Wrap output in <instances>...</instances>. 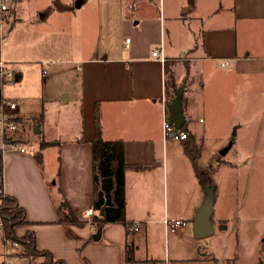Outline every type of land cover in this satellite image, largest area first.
Masks as SVG:
<instances>
[{
    "label": "crops",
    "instance_id": "1",
    "mask_svg": "<svg viewBox=\"0 0 264 264\" xmlns=\"http://www.w3.org/2000/svg\"><path fill=\"white\" fill-rule=\"evenodd\" d=\"M132 1L139 2L137 9L130 13L126 4L128 13L120 20L121 32L131 33V37H125L129 38L128 45L121 38L119 42L112 41L110 32L105 38L98 36L99 43H87L86 24L100 33L104 31L98 4L88 15L79 13L83 2L78 7L56 3L42 10L44 16L39 21L48 24L50 48L55 51L49 55L51 61L73 64L76 71V80L69 77L74 85L67 83L70 79L66 78L59 98L78 111L71 116L64 111L55 130L39 121L38 135L53 142L36 150L41 153V164L28 152L24 140L14 145L0 143L1 191L14 197L25 210L27 223L15 226V231L33 232L37 248L49 250L65 264H221L222 259H212L209 251H205L208 256H170L166 247L163 253L159 248L160 232L168 234L165 219L186 221L185 229L190 232L204 196L197 173L210 174L213 168H195L180 143L168 149L162 132L163 117L168 116L165 63L175 59L171 70L173 81L184 84L185 131L195 142L198 135L189 123L190 113L198 106L195 97L206 91L207 110L219 117L232 104L231 91L237 90V101H233V116L238 117L234 137L230 135L233 116L226 122L219 121L218 128L223 129V138L238 141L241 203L244 206L249 198L253 208L260 209L264 199V0H193L191 4L181 1L186 6L183 12L192 15L178 12V23L187 29L178 45L171 38L169 44L164 40L162 0L160 6L154 5L158 1ZM141 3L151 11L141 9ZM76 22L81 23L77 42L68 46L55 44L52 35L61 36L66 43L71 34L65 27ZM192 22L201 26L199 43L192 33ZM38 32L46 34L41 28ZM103 40L105 45L101 44ZM155 48L161 49L164 62L151 56ZM61 71L56 69L52 74L67 76ZM197 74L198 78L190 83V76ZM68 85L76 86L75 92ZM96 104L102 137L121 139L124 160L132 165L125 172V220L139 222L135 232H129L121 222L92 226L84 215L94 199L90 141L95 132ZM212 126L211 123L209 127ZM45 148H53L54 163L53 158L46 161ZM220 164L224 165L225 160ZM61 196L83 221L81 226L58 223L60 213L56 208ZM212 224L214 231L213 221ZM98 228L100 236L93 240L92 234ZM128 245L132 247L131 261H126Z\"/></svg>",
    "mask_w": 264,
    "mask_h": 264
},
{
    "label": "rangeland",
    "instance_id": "2",
    "mask_svg": "<svg viewBox=\"0 0 264 264\" xmlns=\"http://www.w3.org/2000/svg\"><path fill=\"white\" fill-rule=\"evenodd\" d=\"M76 1H8L10 7L7 11L8 16L4 21V39L1 46L2 56L7 61L9 67L15 71V74H19V78L17 80L10 79L4 83L0 82V85L2 94L7 98L16 100L18 103L21 127L10 137V141H13L14 145L24 140L28 152H32L33 154L39 149L41 140L40 136L34 132V127L38 124L37 121L45 123L49 127V130H55L57 122L64 111L69 116L74 114V111H78L76 106L70 108L69 104H64L61 101L62 98H59L61 86L67 82L66 78L70 77L76 80L75 67L70 63L51 61L50 56L55 51H52L50 48L51 36L48 33L49 27L45 22L40 23L39 15L42 13V10L56 3L74 5ZM79 1L84 4L83 10L79 13L83 12L84 15H88L93 5L98 4V10L104 21V31L102 33L95 28L89 27L90 24H86L87 32L84 37L87 43H99L97 40L98 36L105 38V34L108 32H110L111 39L114 42H119L120 38L131 37L129 30L121 32L120 20L127 15L128 12L125 5L132 0ZM157 1L150 0V2ZM181 1L186 2V0H162L161 9L162 17H164V40L166 44H169V39L171 38L174 40L175 45H178V42L182 41L184 33L187 32V29L182 28L178 23V12H183L184 7H186L181 4L183 3ZM140 8L143 10L149 9L145 3H141ZM149 10L151 11V9ZM183 13L180 14L188 17L192 15V12ZM129 15L132 17V14ZM36 23L39 25L36 26ZM191 25L192 33H194L199 43L202 39L200 34L201 26L196 24V22H192ZM70 26L65 27V31L71 34L70 39L67 36L65 43V39H61V36L52 35L55 44L68 46L77 42V31L81 27V23L76 22L74 25L71 23ZM39 28L44 30L46 34L39 33ZM50 29H55V27L51 26ZM41 37L44 38L40 41V44L38 41ZM105 43L103 40L101 44L105 45ZM39 54H42L43 58H37L36 56ZM41 59L49 60L42 61ZM174 62L175 59L167 60L170 69H172ZM56 69L62 70L60 73L66 72L68 77L63 74L53 75L52 71ZM171 72L173 75L172 70ZM198 76V74L196 76L193 75V77L190 76V83H192L193 79H197ZM73 80L70 79L67 83L74 85ZM67 87L75 92L76 86L70 87L68 85ZM235 92L237 90L231 91V106L225 108L223 113L219 114V117L215 113L214 115H210L208 112L206 91L195 97V102L198 103V106H195L189 115V123L195 127L194 129L198 135L197 144L200 147L197 166L199 170H203L205 167L213 165L210 175L213 183L218 187L216 191L217 196L215 197L214 194L211 216V220L214 223V231L207 237L198 238L195 236L193 228L190 232L186 231V221H183L174 232H168V234H165L164 230L160 232L159 248L162 253L165 247L168 249L170 256L177 255V253L178 255H188L190 257L191 255L199 254L208 256L207 252L209 251L212 259H222L221 264H264V199L259 204L260 209L258 210L257 207L253 208V203L249 198L244 202V206L241 203L238 191L237 167L240 160L238 141L234 139L233 142L231 139L223 138V129L218 128L219 121L226 122L234 115L233 111L235 108L233 101H237ZM262 96L263 93L261 92L259 97L262 99ZM233 119L235 122L230 129L231 137H234L238 125V117L235 116L234 118L233 116ZM211 123L213 124L212 128L209 127ZM233 130H235L234 133ZM166 142L168 149L177 147L178 143L184 147L185 143L171 139H167ZM229 142H232L229 150L225 154H220L219 151L227 146ZM44 152L45 156L48 157L46 161L49 162L50 158H53L54 163L53 148L46 149ZM222 160H225L224 165L220 164ZM3 194L0 191V197ZM1 206H3L2 198H0V208L3 210ZM2 212L4 213V211ZM12 232L10 237L17 242L20 253L28 257L29 263L39 264L44 260L43 256L30 254L24 248L22 239L26 231L19 234L15 231L14 227Z\"/></svg>",
    "mask_w": 264,
    "mask_h": 264
},
{
    "label": "trees",
    "instance_id": "3",
    "mask_svg": "<svg viewBox=\"0 0 264 264\" xmlns=\"http://www.w3.org/2000/svg\"><path fill=\"white\" fill-rule=\"evenodd\" d=\"M189 4L193 0H187ZM165 101L166 104L170 102L174 96V92L179 84L173 81V75L168 63H165ZM39 124V121H37ZM185 131L186 125L179 128ZM94 137L90 141L91 155H92V188L94 199L92 207L95 210L93 221L97 227H101L107 222H121L128 227L131 222L125 220V172L132 165L127 164L124 160L123 142L121 139L106 140L101 135L100 115L97 104L94 108ZM184 152L189 157L190 161L197 167V160L200 154V147L197 142L187 137L184 140ZM53 144L43 139L40 140V147L43 148ZM38 164H41V153L35 151L33 154ZM197 178L202 186L213 182L212 177L207 172H198ZM2 187V151L0 149V189ZM60 191V190H59ZM2 209L7 220V231L9 236L13 233V228L18 225L26 224V214L17 200L7 194L2 197ZM104 207L102 216L98 215V211ZM58 223L65 225L81 226V221L76 213L71 209L66 199L61 196L57 205ZM22 244L26 251L30 254H39L44 257V260L39 264H65L63 260L56 259L51 252L46 249H38L35 242L34 233L26 231L23 236ZM132 247L130 245L126 248V261H131Z\"/></svg>",
    "mask_w": 264,
    "mask_h": 264
},
{
    "label": "built area",
    "instance_id": "4",
    "mask_svg": "<svg viewBox=\"0 0 264 264\" xmlns=\"http://www.w3.org/2000/svg\"><path fill=\"white\" fill-rule=\"evenodd\" d=\"M8 1L0 0V82L4 83L10 79H14L15 71L9 67L6 60H4L1 54L2 41L4 39V21L6 20L9 10ZM138 1H130L127 3V10L131 13L138 7ZM155 6L161 5V0H158ZM129 39L125 38L124 43L128 45ZM151 56L164 62L166 59L162 56L161 49L155 48L151 52ZM45 72V70H44ZM21 127L20 116L18 114V103L16 100L7 98L2 94V88L0 85V143L2 145H13V141H10V137L16 133ZM162 132L165 140H179L183 141L188 137L186 131L177 129L169 121L167 114L164 115L162 121ZM20 151H24V148L18 146ZM1 191V189H0ZM2 192V191H1ZM0 208V264H33L29 263L28 257L22 255L18 249L17 242L9 236L7 231V220L5 214ZM95 211L92 207L85 210L84 215L88 219V223L92 226L95 225L93 221V215ZM165 229L167 232H173L176 228L182 224L179 219H165ZM127 230L129 232H135L139 230V222L133 221L128 225Z\"/></svg>",
    "mask_w": 264,
    "mask_h": 264
},
{
    "label": "water",
    "instance_id": "5",
    "mask_svg": "<svg viewBox=\"0 0 264 264\" xmlns=\"http://www.w3.org/2000/svg\"><path fill=\"white\" fill-rule=\"evenodd\" d=\"M81 4V1L77 0L74 5L78 7ZM44 16L43 13L39 15L40 18ZM19 78V74H15L14 80ZM184 91V84L181 83L176 88L174 96L167 104L168 110V119L174 125L175 128L179 129L185 122V115L182 106V95ZM34 132L36 134L40 133L39 125H35ZM235 130H233V133ZM232 142H229L222 150L219 151L220 154H225L231 147ZM204 196L201 201L200 206L196 210L193 220L192 228L196 237L202 238L207 237L213 233V224L211 220L213 212V203H214V191L215 184L213 182L208 183L203 186ZM104 212V207H101L98 211V215L102 216ZM101 228H98L94 234H92V239L97 240L100 236Z\"/></svg>",
    "mask_w": 264,
    "mask_h": 264
}]
</instances>
